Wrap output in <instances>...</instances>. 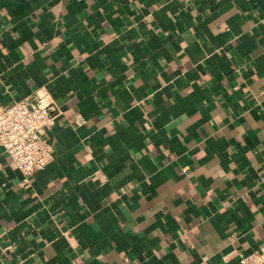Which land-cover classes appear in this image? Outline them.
<instances>
[{
  "label": "crops",
  "instance_id": "0c3cea01",
  "mask_svg": "<svg viewBox=\"0 0 264 264\" xmlns=\"http://www.w3.org/2000/svg\"><path fill=\"white\" fill-rule=\"evenodd\" d=\"M46 93L51 163L0 148V264L264 250V0H0V106Z\"/></svg>",
  "mask_w": 264,
  "mask_h": 264
},
{
  "label": "built area",
  "instance_id": "2783aa9c",
  "mask_svg": "<svg viewBox=\"0 0 264 264\" xmlns=\"http://www.w3.org/2000/svg\"><path fill=\"white\" fill-rule=\"evenodd\" d=\"M58 106L49 93L36 94L12 105L0 106V148L10 156L30 186V177L53 160V149L46 139L55 124ZM240 264H264V250L239 254Z\"/></svg>",
  "mask_w": 264,
  "mask_h": 264
}]
</instances>
